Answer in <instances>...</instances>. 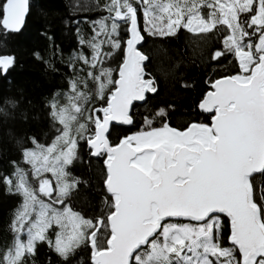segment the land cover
Segmentation results:
<instances>
[{"label":"snow or ice","instance_id":"obj_1","mask_svg":"<svg viewBox=\"0 0 264 264\" xmlns=\"http://www.w3.org/2000/svg\"><path fill=\"white\" fill-rule=\"evenodd\" d=\"M104 9L108 15L93 22L91 39L80 40L90 55L81 51L73 58L87 71L81 75L84 69L70 63L74 75L66 102L60 103L59 94L49 102L61 126L57 134L50 144L32 137L33 147L22 152L30 169L13 161L14 172L3 177L23 203L0 264H28L38 242L65 260L89 244L92 264H264V0H107ZM138 9L144 30L154 37L175 36L181 28L208 34L226 26L223 48L211 59L232 53L240 72L209 81L211 90L198 107L212 114L211 123L191 122L179 130L167 122L154 127V117L146 116L145 129L112 144L110 124H133V103L157 91L145 72L149 57L137 48L144 40ZM27 11L28 0H3L0 24L19 31ZM121 24L128 25L130 38L113 69L107 64L122 47ZM13 63L14 57L0 56V70ZM93 99L104 105L89 108ZM81 141L104 164L105 195L92 217L68 203L85 183L70 171L80 159ZM221 215L228 218L230 246L223 245ZM54 226L59 231L53 241L48 232Z\"/></svg>","mask_w":264,"mask_h":264},{"label":"trees","instance_id":"obj_2","mask_svg":"<svg viewBox=\"0 0 264 264\" xmlns=\"http://www.w3.org/2000/svg\"><path fill=\"white\" fill-rule=\"evenodd\" d=\"M106 3L107 0H28V13L18 33L9 32L0 24V56L14 57L7 72L0 70V257L13 243L12 222L23 203L21 196L8 191L3 177L14 172L13 161L30 169L23 162L22 152L24 148L33 147L32 137L49 144L57 134L56 129L61 126L53 120L49 102L57 94L60 103L65 102L64 93L69 90L68 81L74 75L68 66L70 63L77 69H84L81 75L87 71V66L73 58L81 51L90 55L91 50L81 45L80 40L91 39L94 35L93 22L108 15L104 9ZM105 23L110 25L111 20ZM127 26L121 24L122 47L107 64L113 69L118 68L123 58ZM138 28L144 36L139 49L149 57L145 72L155 79L157 91L147 93L145 101L133 105V124L111 127L108 137L112 144L123 136L145 129L146 116L154 117V127L167 122L179 130L191 122L209 123L210 115L198 107L210 89L209 81L240 72L232 53L219 60L211 59L214 51L223 48V38L229 34L226 26H219L208 34L190 33L181 28L175 36L154 37L144 30L145 20L138 9ZM255 40L253 36V43ZM113 75L116 78V72ZM102 105L104 101L93 99L88 107ZM161 108L167 111L166 117L155 116ZM78 153L80 159L70 166V171L85 183L68 203L74 210L92 217L98 214L105 195L102 159L90 156L83 141ZM29 179L32 180L31 176ZM256 179L261 177L257 175ZM221 220L223 245L229 246L228 221L224 216ZM58 231L55 226L49 229V239L54 241ZM21 239H27L26 231ZM28 264H91L90 246L81 245L65 260L47 242H38L36 255L28 258Z\"/></svg>","mask_w":264,"mask_h":264},{"label":"water","instance_id":"obj_3","mask_svg":"<svg viewBox=\"0 0 264 264\" xmlns=\"http://www.w3.org/2000/svg\"><path fill=\"white\" fill-rule=\"evenodd\" d=\"M27 13H28V11H27ZM27 13L25 14V17H24V21H25V18H26V16H27ZM24 24V23H23ZM1 26L3 27V25L1 24ZM23 26V25H22ZM22 26H21V28H20V30L22 29ZM4 28V27H3ZM5 29V28H4ZM7 31H9V32H13V33H18L19 31H12V30H9V29H6ZM127 34H128V37H127V39L128 38H130V33L127 31ZM141 44V43H140ZM140 44H138L137 45V48L139 49V47H140ZM140 50V49H139ZM125 52H126V43L124 44V49H123V58H124V55H125ZM1 56H7V55H1ZM123 58H122V60H123ZM122 62V61H121ZM146 62V61H145ZM144 62V63H145ZM116 78H118V73H117V76H116ZM219 79V78H218ZM211 90V86H210V89L208 90V91H210ZM207 91V92H208ZM206 92V93H207ZM205 93V94H206ZM147 94V93H146ZM145 94V95H146ZM204 94V95H205ZM204 97V96H203ZM203 99V98H202ZM201 99V100H202ZM143 101H136V102H134L133 103V105H135V104H140V103H142ZM201 102V101H200ZM133 107V106H132ZM132 109V108H131ZM201 110V109H200ZM202 111V110H201ZM203 112V111H202ZM205 113V112H204ZM130 114H131V110H130ZM205 114H208V115H210V116H212V114H210V113H205ZM210 123H211V119H210ZM113 125H122V126H124V127H128L129 125H125V124H120V123H117V122H112L111 124H110V126H109V132H110V128H111V126H113ZM108 135H109V133H108ZM123 138V137H122ZM121 138V139H122ZM120 141V139L115 143V144H117L118 142ZM87 147H88V145H87ZM89 148V147H88ZM103 166H104V164H103ZM221 216H223V215H221ZM225 217V216H224ZM226 219H227V221H228V218L227 217H225ZM228 225H229V222H228ZM229 232H230V228H229ZM229 243V242H228ZM90 246V245H89ZM90 251H91V253H90V262H91V264H92V259H91V256H92V249H91V246H90Z\"/></svg>","mask_w":264,"mask_h":264},{"label":"rangeland","instance_id":"obj_4","mask_svg":"<svg viewBox=\"0 0 264 264\" xmlns=\"http://www.w3.org/2000/svg\"><path fill=\"white\" fill-rule=\"evenodd\" d=\"M97 26H98V25H97ZM257 36H258V33H257ZM257 36H256L255 43L258 42V40H257ZM126 40H127V38L125 39L124 44H125ZM123 49H124V48H123ZM116 76H117V73H116ZM146 79H147V77H146ZM65 102H66V101H65ZM65 102H64V103H65ZM64 103H63V104H64ZM92 107H93V106H91L90 108H92ZM98 107H100V106H98ZM98 107H97V108H98ZM99 115L102 116V113H99ZM50 143H51V142H50ZM50 143H49V144H50ZM46 176H47L48 178H50V179H53V181H54V178L51 177V174H50V173L46 174ZM46 200H47V198H46ZM55 206H56V207H62L61 205H55ZM227 237H228V236H227ZM227 243H228V242H227Z\"/></svg>","mask_w":264,"mask_h":264}]
</instances>
